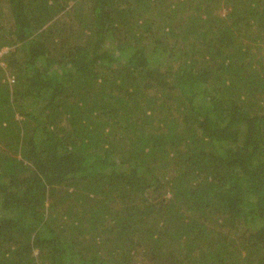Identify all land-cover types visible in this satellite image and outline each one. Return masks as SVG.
I'll use <instances>...</instances> for the list:
<instances>
[{
  "label": "trees",
  "instance_id": "16d2710c",
  "mask_svg": "<svg viewBox=\"0 0 264 264\" xmlns=\"http://www.w3.org/2000/svg\"><path fill=\"white\" fill-rule=\"evenodd\" d=\"M1 51L0 264H264V0H0Z\"/></svg>",
  "mask_w": 264,
  "mask_h": 264
},
{
  "label": "rangeland",
  "instance_id": "374dc122",
  "mask_svg": "<svg viewBox=\"0 0 264 264\" xmlns=\"http://www.w3.org/2000/svg\"><path fill=\"white\" fill-rule=\"evenodd\" d=\"M4 52H5V50H4ZM1 53H3V51H1L0 54H1ZM3 64H4V63H3ZM17 117H18V118H21V116H20L19 114H17Z\"/></svg>",
  "mask_w": 264,
  "mask_h": 264
}]
</instances>
